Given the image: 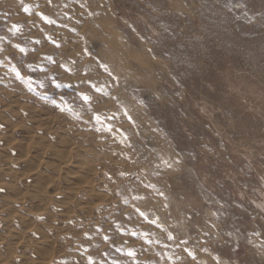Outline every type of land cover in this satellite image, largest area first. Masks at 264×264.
I'll return each mask as SVG.
<instances>
[{
  "label": "rangeland",
  "instance_id": "obj_1",
  "mask_svg": "<svg viewBox=\"0 0 264 264\" xmlns=\"http://www.w3.org/2000/svg\"><path fill=\"white\" fill-rule=\"evenodd\" d=\"M0 264H264V0H0Z\"/></svg>",
  "mask_w": 264,
  "mask_h": 264
}]
</instances>
